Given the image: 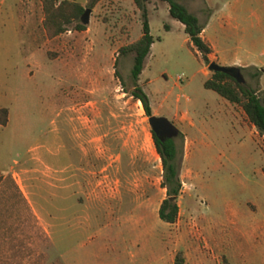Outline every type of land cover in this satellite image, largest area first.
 <instances>
[{
	"label": "rangeland",
	"instance_id": "obj_1",
	"mask_svg": "<svg viewBox=\"0 0 264 264\" xmlns=\"http://www.w3.org/2000/svg\"><path fill=\"white\" fill-rule=\"evenodd\" d=\"M72 1L91 9L85 29L50 38L43 0H0V107L11 118L0 165L21 160L0 185V264H175L179 252L183 264H264V231L244 234L264 225V139L234 131L167 2L146 5L155 42L136 80L134 54L120 49L141 37L143 11ZM178 1L209 17L210 63L246 67L245 85L264 96V0ZM138 89L180 131L173 224L158 214L164 167Z\"/></svg>",
	"mask_w": 264,
	"mask_h": 264
},
{
	"label": "trees",
	"instance_id": "obj_2",
	"mask_svg": "<svg viewBox=\"0 0 264 264\" xmlns=\"http://www.w3.org/2000/svg\"><path fill=\"white\" fill-rule=\"evenodd\" d=\"M135 6L143 11V33L141 37L134 42L123 46L120 53L134 54V63L132 67V76L139 79L144 67L145 59L151 51V47L155 42L152 35L148 16L147 4L152 0H132ZM167 2L169 15L184 25V30L189 38L190 46L200 53L203 61L210 64L209 54L213 51L212 44L203 36V32L207 25V20L201 21L198 14L191 12L188 7L178 0H162ZM44 20L43 27L47 37L53 38L63 33L67 28L66 25L73 22L76 23V29L84 30L85 25L81 23V16L85 11L82 4L72 0H43ZM168 30L170 26L165 25ZM242 71L246 67H240ZM116 75L120 77L118 71ZM254 77L259 76V72L252 74ZM205 88L216 91L221 97L227 99L233 104L240 105L244 110L248 120L254 124L260 134L264 135V96H260L256 89L252 86L241 84L236 78L222 71H212V76L204 82ZM134 97L139 99L146 111L151 116V106L149 98L141 89L133 93ZM9 119V111L6 107H0V124L6 125ZM157 150L162 158L163 165V181L162 185L166 188V197L162 200L158 214L162 221L173 224L179 217L178 198L182 193L183 181L181 179V156L176 148L173 139L161 141L160 138L152 131ZM183 153V152H182ZM183 155V154H182ZM264 172V167H263ZM3 180V174L0 172V183ZM182 253L176 256L175 264H183Z\"/></svg>",
	"mask_w": 264,
	"mask_h": 264
},
{
	"label": "crops",
	"instance_id": "obj_3",
	"mask_svg": "<svg viewBox=\"0 0 264 264\" xmlns=\"http://www.w3.org/2000/svg\"><path fill=\"white\" fill-rule=\"evenodd\" d=\"M66 83H67L66 84L67 85V87H66L67 88V94H66V100H67L66 101V105L67 106L66 107H68V90L70 89V92L72 94H73L74 91H73V83H71L69 85H68V82H66ZM55 97H57V99H58V96H56V93H55ZM218 103H219V106H222L224 108V114H225L226 119L232 124V127H233L234 131H236V133L240 134V138H242V135L248 134L249 137H250V139H252V140L255 141L256 140V137L260 133L257 130L256 126L254 124H252L248 120V118H247L244 110L243 111L242 110H237L236 109V105L237 104H233V103L229 102L225 98H221V100H219ZM57 115L59 116L58 113H57ZM241 115H245L244 117L249 121V123L251 124V126L248 124V121H244L243 120V118H242ZM182 119L185 120L186 119L185 116ZM10 121H11V118L9 116V119H8L7 124L6 125L0 124V127L3 128V129H6L10 125ZM56 129L54 130V132L57 131ZM260 135H262V134H260ZM262 137L264 139V135H262ZM20 164H21V160H19V159H13V160H11L9 162V164H7L8 166H6V167L3 166V165H0V172L3 174V180H2V182L4 181V179H6V175L8 173L12 172L13 169H14V167L20 166ZM262 171H263V167H262ZM1 183H0V185H1ZM250 204L256 210L259 209L258 206H257V204H253V203H250ZM231 224L234 225V226H236V228H238L240 230L239 225L236 222H232ZM260 230L264 231V225L263 226L262 225L261 226L260 225L258 226L256 224H251L248 227V229H245L244 230V234L246 236H248V237L258 239L257 234H258V232Z\"/></svg>",
	"mask_w": 264,
	"mask_h": 264
},
{
	"label": "water",
	"instance_id": "obj_4",
	"mask_svg": "<svg viewBox=\"0 0 264 264\" xmlns=\"http://www.w3.org/2000/svg\"><path fill=\"white\" fill-rule=\"evenodd\" d=\"M91 12L90 7L87 8L81 16V21L83 24L89 22V13ZM209 69L211 71H222L236 78L241 84H245L246 80L243 76L242 70L239 66L236 65H221L215 61L209 64ZM149 122L152 130L158 135V128L168 129L170 131L169 136H172L178 132V128L165 116L151 115L149 116ZM160 137V136H159ZM162 138V137H160Z\"/></svg>",
	"mask_w": 264,
	"mask_h": 264
},
{
	"label": "flooded vegetation",
	"instance_id": "obj_5",
	"mask_svg": "<svg viewBox=\"0 0 264 264\" xmlns=\"http://www.w3.org/2000/svg\"><path fill=\"white\" fill-rule=\"evenodd\" d=\"M175 125V124H174ZM176 126V125H175ZM159 130V134L157 135L154 131V133L159 137H162L160 138L161 141L165 142V141H168V139H175L179 134H180V131L178 130V132L172 136H169L170 134V131L168 129H164V128H158Z\"/></svg>",
	"mask_w": 264,
	"mask_h": 264
}]
</instances>
